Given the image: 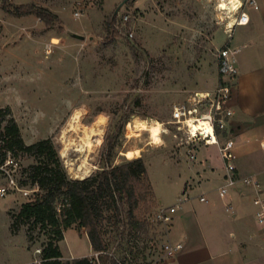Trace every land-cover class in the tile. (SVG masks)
Wrapping results in <instances>:
<instances>
[{"label": "rangeland", "instance_id": "374dc122", "mask_svg": "<svg viewBox=\"0 0 264 264\" xmlns=\"http://www.w3.org/2000/svg\"><path fill=\"white\" fill-rule=\"evenodd\" d=\"M222 1L0 0V109L11 111L27 144L53 138L73 179L82 174L80 169L90 170L91 176L99 168L108 136L123 122L115 163L143 156L148 170L150 191L136 211L137 219L146 223L137 241L140 247L150 253L154 245L172 241L183 215L193 219L194 214L199 218L213 210L226 239L216 264H264L256 187L239 183L244 197L233 189L221 197L225 166L218 146L187 144L181 140L185 134L169 123L176 107L190 106L195 93H213L220 85L217 52L228 43L239 50L240 69L239 80L230 83L240 84L244 107L264 115V0H255L257 8L250 0H241L252 22L231 33L226 26L239 15L220 11ZM24 5L50 10L59 17L62 30L50 28L35 14L19 17L7 11ZM77 11L80 18L74 16ZM67 31L86 40H75ZM75 114L80 115L78 122ZM102 117L104 125L97 131L101 129V134L94 135L91 130ZM136 119L163 124V145H151L149 134L134 132L131 123ZM222 139L228 136L223 133ZM82 146L87 152L78 151ZM135 149L142 150L140 156L126 157L124 152ZM247 153L264 167L258 144ZM237 155L236 164L249 168L241 163L243 154ZM16 170L5 168L14 179ZM1 187L10 190L0 200V264L40 263L43 239L37 232L39 241L32 243L25 226L17 234L11 231V212H18L33 191L14 187L2 175ZM260 187L264 190V184ZM202 196L209 202H201ZM162 207L177 209L168 236L166 227L154 221ZM203 222L204 227L209 224ZM244 241L249 245L244 253L255 254L257 262L236 253ZM60 249L63 260L92 253L85 230L78 228L66 231Z\"/></svg>", "mask_w": 264, "mask_h": 264}, {"label": "trees", "instance_id": "16d2710c", "mask_svg": "<svg viewBox=\"0 0 264 264\" xmlns=\"http://www.w3.org/2000/svg\"><path fill=\"white\" fill-rule=\"evenodd\" d=\"M7 11L19 17L35 14L50 28L62 30L59 17L46 8L24 5ZM122 132L120 122L91 176L73 179L53 138L27 144L11 111L0 109V175L6 177L5 168H14L7 165L12 159L18 163L13 175L18 188L33 191L18 212H11V231L17 234L25 226L30 242L43 239L41 262L32 264H149L155 252L147 253L137 243L146 223L136 217L141 198L150 191L148 170L143 156L115 163ZM74 228L85 230L97 257L63 260L60 243Z\"/></svg>", "mask_w": 264, "mask_h": 264}, {"label": "built area", "instance_id": "2783aa9c", "mask_svg": "<svg viewBox=\"0 0 264 264\" xmlns=\"http://www.w3.org/2000/svg\"><path fill=\"white\" fill-rule=\"evenodd\" d=\"M250 3L257 8V3L255 0H250ZM243 4L238 12V17L236 19V26H245L250 23L249 15L244 11ZM81 12L77 11L74 13L75 18L81 17ZM128 16L125 17L127 21ZM230 24L226 26V30L230 33L234 28L229 27ZM133 37V35H130ZM239 50L231 47L228 43L222 50L217 52V59L219 62V72L221 79L220 85L216 90L211 92H197L189 101L190 106L176 107L173 112V120L169 122L170 124L176 125L177 131L179 133H184L185 138H181L187 144L196 143L201 141L208 146H218L220 155L224 161L225 166V185L219 188V193L221 197H225L227 192L231 189H236L239 183H243L247 186L253 185L256 189H259V182L254 179V177H240L237 173L236 162L238 160L236 143L231 140L221 141L223 133L226 132L228 123L232 119L234 113L229 106L230 100L232 98L234 86L230 83L231 79L237 77L239 70L237 67L236 56ZM200 120L206 121L211 131L207 132L205 130L194 131L191 127V123H198ZM168 123V124H169ZM178 138L177 134L175 135ZM257 143L260 149L264 152V136L258 138ZM191 150L189 149V153ZM191 158H195V155L191 154ZM7 165H14L18 167V163L9 159ZM2 169H4L2 167ZM10 179L11 185L18 188L15 179L10 173H6ZM19 189V188H18ZM8 187L0 188V200L5 198L9 193ZM201 202L208 203V199L205 196L200 198ZM255 205L258 207L256 212V220L261 231V246L264 248V196L259 193L254 201ZM177 209L175 207L170 208H160L154 217V221L164 225L166 227V234L169 235L168 225L172 222L174 214H176ZM155 255L150 258L149 264H165L168 261L174 259L179 252L184 249V243L182 242H172L167 239L161 244H156L152 248ZM97 257L98 254H95ZM153 258V259H152ZM122 264V263H121Z\"/></svg>", "mask_w": 264, "mask_h": 264}, {"label": "crops", "instance_id": "0c3cea01", "mask_svg": "<svg viewBox=\"0 0 264 264\" xmlns=\"http://www.w3.org/2000/svg\"><path fill=\"white\" fill-rule=\"evenodd\" d=\"M246 9L244 11L248 14ZM251 22L252 19L250 18V23L245 26H249ZM237 27H244V25L236 26L235 30ZM238 70L239 73L236 77L237 80H239L240 76L239 67ZM242 95L240 84L236 83L229 103L234 115L228 123L225 135L228 136V139H231L236 143L237 151L243 154L241 156L244 158L241 160V163L245 165L248 164L249 166V168L246 169L245 167L243 168L241 165L238 166V164H236L238 175L240 177L252 176L259 182V185H261V183L264 184V167L258 162L251 160V157L247 152H249V148L254 143L258 144L256 141L258 138L264 136V115L262 114V111H260V113H251L250 107H244V103L241 102ZM221 141H223L222 138ZM233 191L237 193L239 197H244L245 195L237 188L233 189ZM258 191L259 193L264 194V190L261 187L257 189V194ZM192 218L193 219L185 217V215L180 218V230L178 231V234H172L170 239L174 243H184V249L179 252L174 259L165 264H216V260L220 256L219 253L225 248L226 239L224 235L219 232L220 228L218 229L214 211H204V213H200L199 218L196 214H194ZM203 221H208L209 224L204 227ZM245 241L242 243V248L236 250V253H238L240 258L243 257L246 261L251 259L257 262L258 259H255V254H251V256L246 254L248 252L249 245ZM246 250L247 252L244 253ZM93 255L94 252L92 250V253L89 256H76L70 259L92 257Z\"/></svg>", "mask_w": 264, "mask_h": 264}, {"label": "bare ground", "instance_id": "6f19581e", "mask_svg": "<svg viewBox=\"0 0 264 264\" xmlns=\"http://www.w3.org/2000/svg\"><path fill=\"white\" fill-rule=\"evenodd\" d=\"M241 6H242L241 0H223L219 4L218 9L220 11H227V13H229L231 16H233L234 14H237L239 12ZM235 23H236V20L230 21V23H229L230 26L229 27L230 28H234L235 27ZM53 43L57 44L58 43V39H56V38L53 39ZM79 114H75L74 115V117H73L74 121L79 120V118H80ZM104 122L105 121L103 120V117L100 118V121L98 122L97 128H93L91 130V132L94 133V135L101 134L100 133L101 129H99V132H97V131H98L99 127H102L104 125ZM131 124L133 126L134 132H136L138 134H140L141 132H145V133H147V135L149 134V137H150L149 144L158 145V146H162L163 145L162 133L165 132V129L163 128V124H161L160 122H149L148 120L136 119ZM191 127H192V129L194 131H197V130H205L207 132L211 131V128H210L209 124L206 121H204V120H200L198 123L197 122L196 123H191ZM89 136L91 137V135H89ZM92 143H93V141H92ZM78 151L79 152H87V150L85 149V146H82V148L78 149ZM141 151H142L141 149H135V150H129V151L124 152V153H125L126 157L131 155V154H135L137 156H140ZM89 171H83V169H80V172L82 174L79 175V174L76 173L77 175H75V176H76L77 179H85V178L90 176V174H88Z\"/></svg>", "mask_w": 264, "mask_h": 264}, {"label": "water", "instance_id": "95a60500", "mask_svg": "<svg viewBox=\"0 0 264 264\" xmlns=\"http://www.w3.org/2000/svg\"><path fill=\"white\" fill-rule=\"evenodd\" d=\"M67 35L70 36L71 38L75 39V40H78V41H85L86 40V36L77 34V33L72 32V31H67ZM91 39H92V37H91Z\"/></svg>", "mask_w": 264, "mask_h": 264}]
</instances>
